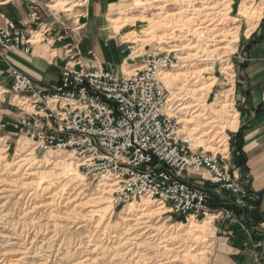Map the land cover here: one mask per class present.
Instances as JSON below:
<instances>
[{
    "label": "rangeland",
    "instance_id": "1",
    "mask_svg": "<svg viewBox=\"0 0 264 264\" xmlns=\"http://www.w3.org/2000/svg\"><path fill=\"white\" fill-rule=\"evenodd\" d=\"M35 1V5H37L40 12L47 16L45 24L51 28L58 25L65 26L67 27V32L72 33L73 29H78L85 22H88L89 8L92 5L91 0ZM104 4L106 9L102 20L107 25H112V29L110 26V29L107 28V32H112L110 36L115 35V31L119 34L116 35L122 56L130 58L128 63L125 64L124 71L121 66L119 67L117 72L121 75L132 73L136 71V68L140 67L141 64L139 62L141 60L139 62L138 60H131L134 57L160 52L169 54L171 53L170 50L181 49L187 44L188 46H197L192 50H183L170 54L175 57L179 64L169 74L194 72V78H189L187 81L182 76L173 78L168 74L165 85L171 92L172 98L181 92V95H177L183 99L181 104H197L200 108H197L199 109L198 113L211 117L207 121L204 120L205 122L196 123L197 127L195 124L187 125L189 129L186 128L187 126L185 127L192 136L194 147L207 149L208 146H212V148H218L210 149L209 151L223 155L229 154V162H231L236 150L234 141L242 126L240 113L242 112L241 105L243 102L241 101L240 105L238 99L241 55L253 44V39H255L260 28L259 25L263 21L264 0H254V2L249 0H179L175 4L172 1L171 8L167 11L168 15H176L188 6L191 9L196 8L199 10H204L205 6H215L214 12H217L218 18L216 16L214 18H206L204 12L200 13L196 20L183 26V33H179V39L171 45L162 43L159 40L158 37L165 32L163 29L156 30L154 37H146L142 32H138V28L143 30L145 27V25L139 26L140 23H146L151 18L158 19L160 17L164 0H105ZM181 21V17L174 16L173 18L172 16V23L178 24ZM198 27L203 29L197 30ZM218 34L222 35L219 37ZM210 37L211 39H209ZM220 40H223V42L219 43ZM44 42H48V40L46 39ZM221 47L224 49H220ZM72 48H77L80 58L84 61V55L81 50L78 47ZM188 54H198L199 57H190L189 60L185 59L189 57ZM90 56L97 63L93 70L107 67L103 63L101 65L95 53L91 52ZM223 56L225 57L222 58ZM204 59L206 61H203ZM242 63L245 64V60ZM173 100L178 104L176 98ZM226 103L232 104L229 108V110H232L230 111L232 114H238V126L234 129H231L228 125L227 120L230 118H227V116L229 113L224 112L221 115L216 112V110L220 109V106L226 105ZM178 106L176 110L179 108ZM10 108L12 112L15 110V106ZM7 111H9L7 103L3 104L0 98V177L6 181V186L10 182L19 180L18 177L13 175V171L17 167L16 164L20 159L19 155L26 156L31 154V156L26 157L27 160L23 163L24 168L19 178L25 184L32 183L33 180L36 181V184L32 187L17 185L15 194H9V197L0 201V206L5 204L2 210L3 216L6 215L8 221L18 225L19 230L26 229L20 233L19 240H15L17 242L7 243V240L2 238L1 234H6L7 230H4L0 224V243L5 244L6 248L11 250V253L18 254V252H21L15 249L24 248L26 238H35V243L36 245L39 244V246L43 241L45 244L42 245V248L46 250L43 249L42 254L36 255L38 251H41L38 250L37 252L35 251V254L24 256L23 264H42L43 260L48 256L49 260L46 264H76L84 261L83 258L86 257L92 258L93 264H132L123 255L132 247L128 243V238L137 235L128 236V234H131L130 231L135 233L132 231V227L134 219L140 216L138 210L144 208V202L150 203H145L150 206L148 207L149 210L158 209L162 205L155 201L143 199L116 209L113 205V196L118 186L113 184V182H116L115 180H103L100 182L93 179L91 175H87L80 168L79 161L70 152L56 149L46 152L37 149L33 141L14 127L15 122L11 116L7 115ZM179 117L182 119L190 118V115L181 113ZM212 118L216 123L209 124L208 122ZM201 125L203 126L201 127ZM193 127L198 128L199 131L191 132V129H194ZM208 131H212V136H209L210 140L208 137H202L204 132ZM216 133H220L218 139L216 138L218 137V135H215ZM212 138L214 141H212ZM219 140L221 142L216 143ZM221 144H223V147H220ZM224 148H226L225 152L222 151ZM60 159H68L71 163V165L64 166V169L59 171L62 173L60 176L49 175L45 178L42 175L41 178L26 179L28 178L25 175L26 170L51 172L53 165H50V163ZM191 181L196 180L192 178ZM37 183L39 184L37 185ZM205 183L208 184L209 182L197 179V183L193 184L209 192L205 187H210V183L208 186H204ZM108 185L112 186L107 187ZM43 188H46V191ZM215 192L216 196H212L214 200L211 199V213L206 218L203 217L199 221L195 220L196 222L189 223L182 217L171 214L164 207L163 211L165 213L161 217H155L152 220L154 227L156 225V230H152L149 233H152L153 237H150V235L141 237L136 242L137 245H134L133 250L135 251L133 253L130 251L132 255L141 256L145 259L142 264H163L160 262L163 256L177 257L178 260L172 264H187L182 257L185 254L180 253L182 249H178L180 248V238L171 239L170 237L172 234L184 235L185 232L193 229L191 226L195 223L202 224V222H207L204 228H201L202 230L199 229V233H196L198 240H189L187 242L190 245V249L194 248L192 251L193 255L203 253L195 260V263L190 264H211L213 254L218 245V238L220 237L222 217H225L219 214L223 209H220L219 206L217 207V199H220L221 195L229 193L228 191H221V194H218L216 189ZM74 198L78 200L74 206L84 204V207L75 210L72 203ZM223 212L225 211L223 210ZM67 214L71 215L68 217ZM27 229L31 230V234L27 235ZM54 230L58 232V237L50 239L54 235L51 233ZM154 236L157 237L155 239H163L157 242L154 241ZM168 238L170 239L167 240ZM18 243L21 247L16 245ZM96 247L98 248L95 249ZM57 250L59 252H55L53 255V252ZM82 264L90 263L84 262ZM256 264H264V257L258 260Z\"/></svg>",
    "mask_w": 264,
    "mask_h": 264
},
{
    "label": "built area",
    "instance_id": "2",
    "mask_svg": "<svg viewBox=\"0 0 264 264\" xmlns=\"http://www.w3.org/2000/svg\"><path fill=\"white\" fill-rule=\"evenodd\" d=\"M11 1L0 0V6ZM35 4L30 0L29 25L41 20ZM38 27H18L0 10V49L31 53L53 31L41 22ZM67 54L60 81L52 87H40L9 68L10 92L19 110L17 127L37 149L70 152L93 179L115 180L116 209L147 199L187 222L199 221L211 213L212 198L193 184L197 179L212 184L218 194L228 191L238 204L262 199L242 187L229 154L194 147L164 82V74L179 64L175 57H134L131 60H141L140 67L116 75L87 69L77 48ZM261 105L264 108V86Z\"/></svg>",
    "mask_w": 264,
    "mask_h": 264
},
{
    "label": "crops",
    "instance_id": "3",
    "mask_svg": "<svg viewBox=\"0 0 264 264\" xmlns=\"http://www.w3.org/2000/svg\"><path fill=\"white\" fill-rule=\"evenodd\" d=\"M91 2L88 22L73 29V33L67 32V27L58 25L48 35V42L34 46L31 53L0 49V98L3 104L7 103V115L15 122L16 129L19 110L10 92V67L16 68L40 87H52L60 81L68 62V49L78 47L84 55L83 63L87 69L93 70L97 65L90 56L92 52L98 56L101 65H107L105 70L121 75L117 72L121 66L124 71L130 58L122 56L117 39L119 34L115 29L113 36H110L111 31L107 32V28L110 29L111 26L112 29V25H107L102 20L106 9L105 0ZM0 10L18 27L38 29L40 22H47V16L41 13L40 22L29 25L32 22L29 0H12L0 6ZM259 27L253 44L250 42V48L241 55L239 67L238 99L240 105L243 102L239 132L243 140L242 153L245 160L239 166L234 154L230 163L232 172L239 177L242 187L261 194L262 199L238 204L229 193L217 199V207L225 211L221 214L225 217H222L220 237L211 264H256L264 257V108L261 105L264 86V16ZM244 60L245 64L242 63ZM11 106H15V112H12ZM208 184L205 183L204 186ZM209 185L210 187L205 188L213 199L216 192L214 186Z\"/></svg>",
    "mask_w": 264,
    "mask_h": 264
},
{
    "label": "bare ground",
    "instance_id": "4",
    "mask_svg": "<svg viewBox=\"0 0 264 264\" xmlns=\"http://www.w3.org/2000/svg\"><path fill=\"white\" fill-rule=\"evenodd\" d=\"M172 1L174 2V4L175 3H177V2H179V0H164V4H163V8H161V11H162V14L160 15V17L158 18V19H153V18H151V19H149L148 20V22H146V23H140V25L139 26H143V25H145V27L143 28V30H139V28H138V32H142V34H144L146 37H154L155 36V31L156 30H158V29H163L165 32H164V34H162L161 36H159L158 38H159V40H161V42L162 43H165V44H167V45H171V44H173V43H175L178 39H179V37H178V35H179V33H183V30H184V25H186L188 22H192V21H194V20H196L198 17L197 16H199L200 15V13H203L204 12V14H205V17L206 18H210V17H213L214 18V16H216L217 17V15H216V13L214 12L215 11V6H205L203 9L204 10H199V9H196V8H194V9H191V7H187V8H185V9H183L182 11H180V12H178L176 15H173V14H171V15H168L167 14V11H169V8H171V5H172ZM248 1V0H247ZM250 2H254V0H249ZM211 4V3H210ZM190 5V4H189ZM54 7V6H53ZM217 7V6H216ZM163 12H165V13H163ZM221 14V13H220ZM172 16H173V18H174V16H178V17H181L182 18V21L180 22V23H178V24H174V23H172L171 22V19H172ZM197 17V18H196ZM224 17V16H223ZM206 18H204V19H206ZM218 18V17H217ZM144 19V18H143ZM178 20V19H177ZM179 21V20H178ZM214 21V20H213ZM223 21V20H222ZM141 22H142V20H141ZM216 25V24H215ZM221 25V24H220ZM213 27V26H212ZM216 27V26H215ZM210 28V27H209ZM193 29V28H192ZM201 29H203L202 27H198L197 28V30H201ZM191 30V29H190ZM204 30H207V29H204ZM192 31V30H191ZM209 31V30H208ZM211 31H212V29H211ZM213 31H214V29H213ZM219 31V30H218ZM196 32V31H195ZM199 32V31H198ZM203 33V32H202ZM195 34V33H194ZM224 34V33H223ZM186 35V34H185ZM222 34H218V36L220 37ZM214 36V35H213ZM216 37V36H215ZM209 39H211V37L209 38ZM145 40V39H144ZM147 40V39H146ZM139 41V40H138ZM215 41H217V40H215ZM223 42V40H220L219 41V43H222ZM198 43V42H197ZM178 45V44H177ZM217 46V45H216ZM197 46L195 45V46H188V44L185 46V47H183V48H181V49H173V50H170V52L172 53V52H179V51H183V50H192V49H194V48H196ZM165 49V48H164ZM220 49H224L223 47H221ZM198 50V49H197ZM167 51V50H166ZM169 52V51H168ZM213 52V51H212ZM160 53H162V54H165V53H163V52H160ZM171 53H169V54H165V55H169V56H171L170 54ZM202 53H204V52H202ZM189 55V54H188ZM187 55V56H188ZM173 57V56H172ZM192 58V57H199L198 56V54H190L189 55V57H187V58H185V59H188L189 60V58ZM225 56H223L222 58H224ZM183 58V57H182ZM181 58V59H182ZM180 59V58H179ZM200 59V58H199ZM209 59V58H208ZM197 61V60H196ZM203 61H206L205 59L203 60ZM201 63V62H200ZM171 71H169V72H166L165 74H164V82L167 80V75L170 73ZM194 72H185V73H182V74H173V73H171V74H169L171 77H173V78H178V77H180V76H182L183 78H185L187 81L189 80V78L191 79L193 76H194ZM194 78V77H193ZM170 79V78H169ZM172 79V78H171ZM185 80V81H186ZM170 81V80H169ZM183 91V90H182ZM188 91H190V90H188ZM177 95H181V92H179V93H177L176 94V96L174 97V98H172V102L173 103H175V105H176V107H175V110H176V108H177V106H178V104H180L178 107V113L179 114H189L190 115V118H181L182 119V123L185 125V127L187 126V125H192V124H195V126L197 125L196 123H198V122H201V121H203V122H205L204 120H209V119H211V117H206L207 115L206 114H203V113H198L199 112V107H198V105L196 104V105H187V104H181L182 102H183V99L182 98H180L179 96H177ZM177 99V102H178V104H176V101L175 100H173V99ZM231 105L232 104H230V103H226V105H222V106H220V109H218V110H216V112L217 113H219V114H223L224 112L226 113H229L228 114V116H227V118H230V119H228L227 121H228V125H229V127L231 128V129H234V128H236L237 126H238V114H236V113H231L230 111H232V110H229V108L231 107ZM197 108H199V109H197ZM193 110V111H192ZM205 111H206V109H205ZM204 112V111H203ZM178 114V115H179ZM183 117V116H182ZM213 117V116H212ZM225 118V117H224ZM202 122V123H203ZM215 122V120L212 118V120L210 121V122H208L209 124L210 123H214ZM216 123V122H215ZM204 124V123H203ZM203 125H201V127H202ZM197 127V126H196ZM196 127H193L194 129H191V132L192 131H195V132H197V131H199V129L198 128H196ZM212 127V126H211ZM186 128H188V126L186 127ZM189 129V128H188ZM201 129V128H200ZM205 129V128H204ZM214 131V130H213ZM217 131V130H216ZM215 132V131H214ZM212 131H208V132H204V134L202 135V137L203 138H205V137H208L209 138V136H212ZM220 133H223V132H220ZM220 133H216L215 135H218V137H216L217 139L219 138V135H220ZM194 134H196V133H194ZM202 137H200L201 139H202ZM214 138V137H213ZM212 138V141H214V139ZM199 139V138H198ZM198 139H197V141H198ZM209 140H210V138H209ZM196 141V140H195ZM204 142V141H203ZM219 142H221L220 140L219 141H217L216 143H219ZM207 143H208V141H207ZM220 147H223V144H221V146ZM207 149L208 150H210V149H218V148H212V146H208L207 147ZM222 151H226V148H224V149H222ZM23 153V152H22ZM218 153V152H217ZM218 154H220V153H218ZM227 154V153H226ZM221 155H223V154H221ZM29 156H31V154H28V155H26V156H22V155H19V157H20V159H19V162L16 164L17 165V167H16V169L13 171V175L15 176V177H18V179L20 180V182H19V180H15L14 182H10L9 183V185L8 186H6V181L2 178V177H0V201L2 200V199H6L7 197H9L8 195L9 194H15L16 192H17V185H23V186H25V185H28V186H30V187H32V186H34L35 184H36V181H34L33 180V182L32 183H28V184H25L24 182H23V180L21 179V178H19V176H20V174H21V172L23 171V168H24V162L27 160L26 159V157H29ZM29 164V163H28ZM15 165V164H14ZM50 165H53V167H52V170H51V172L49 171V172H40V171H31V170H26V177H28V178H26V179H31V178H33V179H35V178H41V176L43 175V177H47V176H49V175H57V176H60L62 173L61 172H59V171H61V170H63L64 169V166H69V165H71V163H70V161L68 160V159H60V160H58V161H52L51 163H50ZM26 166V165H25ZM79 166L81 167V165H80V163H79ZM33 168V167H32ZM33 170V169H32ZM76 170H77V167H76ZM11 171V170H10ZM78 171V170H77ZM38 180V179H37ZM106 180H112V181H114L113 179H106ZM105 183V182H104ZM39 183H37V185H38ZM113 184H115V186L117 185L116 184V182H113ZM104 187H105V185H103ZM111 187L112 185H108L107 187ZM114 186V187H115ZM43 190L44 191H46V188H43ZM76 202H78V200H76V198H74L73 200H72V203H73V206H74V204L76 203ZM145 203H148V202H144V204L143 205H145L144 206V208L143 209H141V210H138V212H139V214H140V216H137L135 219H134V225H133V227H132V231H134L135 233H133V232H131L130 231V233L131 234H128V236L129 235H134V234H137V235H134V236H130L129 238H128V243H130L131 244V248L123 255V256H125V259L128 261V262H130V263H132V264H142L143 263V261L145 260V259H143L141 256L139 257V256H136V255H132V253L135 251V250H133L134 249V245H137V241L138 240H140L141 239V237H143V236H146V235H150V237H153L152 236V233H149V232H151L152 230H156V225H155V227H154V225L152 224V220H153V218H155V217H161L165 212L163 211V209H164V206H161L160 208H158V209H155V210H149V208L148 207H150L149 205H147V204H145ZM148 204H150V203H148ZM4 207H5V204H2L1 206H0V224L3 226V228H4V230H7V233L6 234H4L3 235V233H1L2 234V238H4L5 240H7V243H10V242H14L15 240H19V238H20V233H22V232H24V230H26L25 228L23 229V230H19V228H18V225H16V224H13L11 221H8L7 220V216L6 215H4L3 216V212H2V210L4 209ZM75 207V210H79V209H81V208H83L84 207V204H78V205H75L74 206ZM166 208V207H165ZM167 209V208H166ZM168 210V209H167ZM169 211V210H168ZM170 212V211H169ZM71 214H67V216L69 217ZM3 216V217H2ZM67 217V218H68ZM129 221H131V220H129ZM191 222H196L195 220H190L189 221V223H191ZM207 223V222H206ZM206 223H204V222H202V224L200 223V224H198V223H195V224H193L192 226H191V228H193L192 230H190V231H188V232H185V234L184 235H171V239H174V238H180V248H178V249H182L181 250V252L180 253H182V254H185V255H182V257H183V259H185V262L187 263V264H190V263H195V260H197V258H199V256L200 255H202L203 253L201 252V253H198V254H196V255H193L192 254V251L194 250V248H191L190 249V245L188 244V242L187 241H189V240H198V236L196 235V233H199V231L200 230H202L201 228H204V226H205V224ZM34 227V226H33ZM200 229V230H199ZM31 230H32V228H31ZM31 230L30 229H27V231H28V233H27V235H29V233L31 234ZM34 231V230H33ZM142 231V232H141ZM36 233V232H35ZM52 234H54L52 237H50V239H52V238H57L58 237V232H56L55 230L54 231H52L51 232ZM27 235H26V237H27ZM25 237V238H26ZM155 238H157V237H155L154 236V241H160V240H162L163 238H158V239H155ZM170 238H168L167 240H169ZM49 239V240H50ZM35 238H30V237H28V238H26V241H25V243H24V248H16L15 250L16 251H20L21 253H19L18 252V254H14V253H11L10 251L11 250H9V249H7L6 248V246H5V244H1L0 243V264H23L22 262H23V259H24V256H30V254H35V251L37 252L38 250H41L40 252L38 251L37 253H36V255H38V254H42L43 253V249L44 250H46L45 248H42V245H44L45 243L42 241V243H41V245L39 246V244H37L36 245V243H35ZM15 242H17V241H15ZM16 245H18L19 247H21L20 245H19V243L18 244H16ZM81 245V244H80ZM27 246H29L28 248H27ZM98 247H96L95 249H97ZM94 249V250H95ZM59 250V249H58ZM54 251L53 252V255H54V253L55 252H59V251ZM93 250V251H94ZM130 251H132V253L130 252ZM65 257V256H64ZM63 257V258H64ZM163 259L162 260H160V262L161 263H163V264H172L174 261H176V260H178V258L177 257H166V256H163L162 257ZM84 259V261H82V262H78V263H76V264H82V263H84V262H87V263H90V264H93V259L92 258H89V257H86V258H83ZM179 259H181V258H179ZM48 260H49V256L46 258V259H44L43 260V263L42 264H46L47 262H48ZM192 260H193V262H192Z\"/></svg>",
    "mask_w": 264,
    "mask_h": 264
},
{
    "label": "trees",
    "instance_id": "5",
    "mask_svg": "<svg viewBox=\"0 0 264 264\" xmlns=\"http://www.w3.org/2000/svg\"><path fill=\"white\" fill-rule=\"evenodd\" d=\"M242 144H243V140L241 138V132H239L235 138L234 141V148H236L235 150V158H236V164H238L239 166L244 162L245 160V156L242 153Z\"/></svg>",
    "mask_w": 264,
    "mask_h": 264
}]
</instances>
